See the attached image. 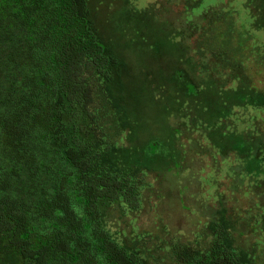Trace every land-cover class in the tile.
<instances>
[{
    "label": "rangeland",
    "instance_id": "374dc122",
    "mask_svg": "<svg viewBox=\"0 0 264 264\" xmlns=\"http://www.w3.org/2000/svg\"><path fill=\"white\" fill-rule=\"evenodd\" d=\"M87 3L98 39L120 60L110 68L112 85L132 126L113 139L124 172L139 169L142 186L138 208L99 202L106 228L150 264H185L176 249L206 252L210 223L225 216L235 245L264 264V0ZM66 110V135L81 137L82 106ZM34 140L37 179L5 157L0 132V177L18 169L14 189L51 190L73 171L60 138L37 131ZM34 213V232L52 233L53 220Z\"/></svg>",
    "mask_w": 264,
    "mask_h": 264
},
{
    "label": "trees",
    "instance_id": "16d2710c",
    "mask_svg": "<svg viewBox=\"0 0 264 264\" xmlns=\"http://www.w3.org/2000/svg\"><path fill=\"white\" fill-rule=\"evenodd\" d=\"M203 44L200 39L195 44L201 56ZM227 60L219 61L228 65ZM119 63L98 39L87 0H0L4 155L37 179L34 133L41 131L62 140L66 163L73 168L51 190L41 184L39 197L34 189L13 188L18 169L0 177V264H150L135 243L106 228L99 207L102 200H122L137 208L142 201L140 171L124 172L122 147L113 139L132 126L112 85L110 68ZM67 103L81 105L87 117L79 129L82 136L71 140L66 135ZM34 211L53 220L52 233L34 232ZM209 227L211 247L204 253L177 248L181 262L253 264L249 252L235 245L228 218L220 216Z\"/></svg>",
    "mask_w": 264,
    "mask_h": 264
}]
</instances>
